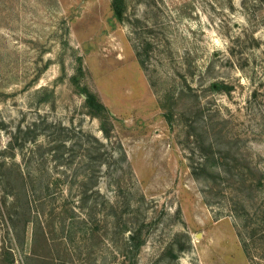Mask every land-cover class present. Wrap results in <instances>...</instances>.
Wrapping results in <instances>:
<instances>
[{"label":"rangeland","instance_id":"374dc122","mask_svg":"<svg viewBox=\"0 0 264 264\" xmlns=\"http://www.w3.org/2000/svg\"><path fill=\"white\" fill-rule=\"evenodd\" d=\"M209 143L264 169V0H0V264H264Z\"/></svg>","mask_w":264,"mask_h":264},{"label":"trees","instance_id":"16d2710c","mask_svg":"<svg viewBox=\"0 0 264 264\" xmlns=\"http://www.w3.org/2000/svg\"><path fill=\"white\" fill-rule=\"evenodd\" d=\"M111 10L116 20L123 21L126 14V0H111ZM73 80L76 81L77 78L73 77ZM81 92L89 114L100 120L102 133L105 137H109L107 123L109 119L112 120L111 113L97 95L87 87H83ZM94 140L100 146L104 145L98 139L94 138ZM208 148L202 152L203 161L192 167L191 172L194 177L197 179L203 177L205 180L211 181L214 186H216L218 179L232 190H237L236 193L243 192L248 197L251 196L252 191L262 193L260 203L258 205L257 203L253 204V207L251 206L249 209H247L248 201L246 199H240L237 196L232 197V210L239 220L241 233H245L243 244L246 246L247 242L252 241L258 248L261 247L262 251L259 253V258L264 260V169L248 163V159L238 151L228 152L214 149L212 143H209ZM97 156H102V153L97 154ZM228 159L229 161H227ZM219 163L222 164L221 167ZM125 229L129 231L122 250L126 259L120 264H137L138 254L145 242L143 225L125 226ZM33 254L35 253L33 252ZM8 261L13 262L12 258Z\"/></svg>","mask_w":264,"mask_h":264}]
</instances>
